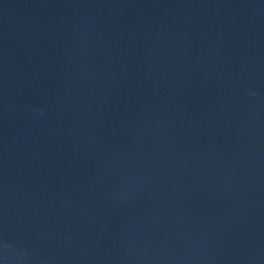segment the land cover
<instances>
[{
    "label": "water",
    "instance_id": "water-1",
    "mask_svg": "<svg viewBox=\"0 0 264 264\" xmlns=\"http://www.w3.org/2000/svg\"><path fill=\"white\" fill-rule=\"evenodd\" d=\"M0 264H264V0H0Z\"/></svg>",
    "mask_w": 264,
    "mask_h": 264
}]
</instances>
